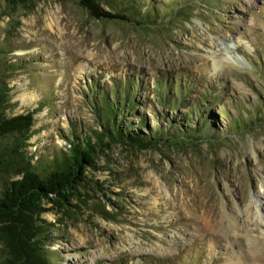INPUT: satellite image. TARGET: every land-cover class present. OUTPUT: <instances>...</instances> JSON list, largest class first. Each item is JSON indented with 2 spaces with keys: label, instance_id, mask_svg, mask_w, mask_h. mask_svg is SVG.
<instances>
[{
  "label": "rangeland",
  "instance_id": "1",
  "mask_svg": "<svg viewBox=\"0 0 264 264\" xmlns=\"http://www.w3.org/2000/svg\"><path fill=\"white\" fill-rule=\"evenodd\" d=\"M212 1L217 9L209 11L204 0H166L165 22L176 7L186 6L191 17L181 21L177 12L174 29L150 34L122 21L93 20L76 0H38L10 17L2 16L1 6L0 42L16 48L9 58L15 64L11 115L45 102L30 140L34 161L68 152L62 133L72 125L101 130L89 101L96 79L107 87L131 75L143 81L142 103L129 120L138 123V115H145L146 134L173 129L164 117L168 109L157 103L160 75L196 84L185 107L168 110L175 124L191 115L204 88L218 96L219 106L206 102L191 125L209 117L210 133L219 131L223 142L117 144L98 154L92 185L80 189L86 204L74 199L68 213L55 209L42 216L51 223L53 243L47 247L59 264H140L143 257L174 264H264V214L261 220L244 212L254 196L264 204V0ZM236 38L245 62L225 61L214 75L210 53ZM249 116L253 130H227L231 121ZM226 212L241 214L237 226L226 225Z\"/></svg>",
  "mask_w": 264,
  "mask_h": 264
},
{
  "label": "trees",
  "instance_id": "2",
  "mask_svg": "<svg viewBox=\"0 0 264 264\" xmlns=\"http://www.w3.org/2000/svg\"><path fill=\"white\" fill-rule=\"evenodd\" d=\"M37 1L0 0V9L1 6L4 7L2 16L10 17L11 11L16 8H28L37 4ZM76 1L93 20L122 21L149 34L165 33L168 29H174L177 12L181 21L191 17L186 6L183 9L176 7L171 10V15L165 22L161 10L166 0ZM204 2L208 4L209 11L217 9L212 0ZM15 50V47L0 42V257L3 255L0 264H59L58 255L47 247L53 243L49 229L51 223L42 216L55 209L67 210L68 213V206L74 199L83 204L86 202L82 199L80 189L92 185L93 172L97 169L96 159L105 149L117 144L147 148L153 144L157 146L161 142L172 146H199L200 143L215 145L226 138L219 131H216V134L210 133L212 124L209 117H201V122L195 126L191 125L192 115L203 113L206 102L210 106H219L218 96H213L208 88L203 89L204 98L191 106V115L182 116V127L175 124V117L169 116L168 110L174 112L186 106L189 91L196 87L193 81L190 83L184 77L177 79L170 74L157 78V103L161 108L168 109L164 111V117L173 129L157 127L153 132L146 134L142 132V128L147 127L145 115H138V123L129 120L133 114L136 115V110L142 103L138 92L143 88V81L138 76L131 75L126 80L113 79V85L107 87L96 79L90 87L92 97L89 101L101 130L90 131L72 125L68 133H62L69 143L68 152H63L60 157L49 161H34L35 155L29 150L30 140L38 132L34 129L36 116L45 102L36 110L11 115L15 104L12 103L9 81L12 78V65L15 64L10 62L9 58ZM221 114L228 115L226 111ZM244 120L231 121L233 129L227 130L237 134L253 130L250 129L254 125L252 117ZM180 258L182 255H179V260ZM172 262L173 259L143 257L140 264H174ZM116 264L129 263L122 260Z\"/></svg>",
  "mask_w": 264,
  "mask_h": 264
},
{
  "label": "bare ground",
  "instance_id": "3",
  "mask_svg": "<svg viewBox=\"0 0 264 264\" xmlns=\"http://www.w3.org/2000/svg\"><path fill=\"white\" fill-rule=\"evenodd\" d=\"M53 24H54V21L51 20L50 25H53ZM240 46H241V43L236 38L234 39L233 43L231 41H229L228 43H223L222 45H220L219 50H216V52L210 53V57L213 58V61H214V64H213L214 65V71H213L214 75L220 74L223 71V65L225 61H235L238 63L245 62L243 61L244 57L241 58L238 56L239 53L237 51L238 49H240ZM218 53H222L221 58H218ZM244 212H247V215L251 213L252 217L254 216V218L262 220L263 214H264V204L257 196H254L251 200L249 207L247 208V210H244ZM245 214L246 213H244V215ZM240 215L233 216L226 212L225 217H224L228 221V223L226 222V225L227 224L228 226L233 225L234 227L237 226L241 220Z\"/></svg>",
  "mask_w": 264,
  "mask_h": 264
},
{
  "label": "water",
  "instance_id": "4",
  "mask_svg": "<svg viewBox=\"0 0 264 264\" xmlns=\"http://www.w3.org/2000/svg\"><path fill=\"white\" fill-rule=\"evenodd\" d=\"M79 5V4H78ZM80 6V5H79ZM82 8V7H81ZM83 9V8H82ZM85 10V9H84ZM86 11V10H85ZM87 12V11H86ZM87 14H88V12H87ZM89 15V14H88ZM90 17V16H89Z\"/></svg>",
  "mask_w": 264,
  "mask_h": 264
}]
</instances>
